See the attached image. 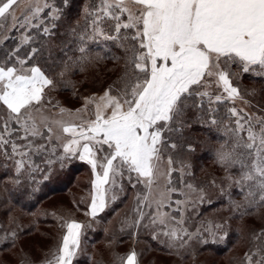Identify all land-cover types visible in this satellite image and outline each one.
Here are the masks:
<instances>
[{
	"label": "snow or ice",
	"instance_id": "snow-or-ice-1",
	"mask_svg": "<svg viewBox=\"0 0 264 264\" xmlns=\"http://www.w3.org/2000/svg\"><path fill=\"white\" fill-rule=\"evenodd\" d=\"M17 3L18 0H0V27L10 20L12 30L39 28L34 21L45 8L56 18L48 0H31L28 14L21 16L15 14ZM86 15L93 17L92 33L80 35L81 42L102 38L125 52L123 76L98 98L85 99V108L80 111L87 112L89 105L94 106V119L72 126L61 123L62 132L70 134V138L57 137L63 149L61 162L78 158L91 166L94 179L89 207L95 217L104 210L108 193L113 188L123 190L120 182L125 178L131 182L133 174L137 184L149 189L158 175H167L165 192L176 191L171 187V157L168 171H159L166 147L164 133L178 131L187 122L189 111L202 107L205 97L210 104L222 101L223 94L228 99L239 97L233 77L241 73L264 77V0H102L94 13ZM43 33L50 34V28L44 27ZM40 51L31 46V37L25 36L22 45L10 50L0 62V147L7 146L13 136L19 140L29 136L45 138V133L29 121L31 110H39L45 88L54 84L40 67H26ZM77 51L82 55L69 56V62L84 58L85 47ZM67 68L65 62L64 70ZM213 89H222L223 93L215 95L214 101ZM229 111L235 118L234 135L247 131V138L222 144L216 152L217 162L225 170L238 164L246 169L235 183L251 182L248 194L256 195L251 190L254 186L259 202L264 203V119L257 121V131L242 110L233 107ZM21 131L23 136L19 135ZM11 146L14 153L24 155L21 146ZM22 166L23 160L18 161L17 168ZM186 187L192 189V185ZM161 196L158 208L164 193ZM199 198L204 199L203 190ZM177 205L179 211V201ZM157 222L165 224V214L152 219L153 224ZM81 227L77 222L66 224L67 233L48 264H72ZM164 235L175 238L176 232L169 230ZM246 259L252 264L251 255ZM123 264H137L136 253L128 254ZM257 264H264V258Z\"/></svg>",
	"mask_w": 264,
	"mask_h": 264
},
{
	"label": "trees",
	"instance_id": "trees-1",
	"mask_svg": "<svg viewBox=\"0 0 264 264\" xmlns=\"http://www.w3.org/2000/svg\"><path fill=\"white\" fill-rule=\"evenodd\" d=\"M48 3L56 18L45 8L40 13V21L35 23L40 25L39 28L29 26L12 30L7 29L8 22L5 27H0V62L10 50L22 45L25 36H30L31 46L41 51L26 67H40L53 79L55 90L70 95L72 100L80 99L88 83H102L109 88L123 76L125 52L121 47L102 38L95 42L79 40L80 35L92 33L90 21L93 17L86 14L94 13L102 0H48ZM44 27L50 28V34L43 33ZM80 46L86 49L84 58L76 63L69 62V56L82 55L77 51ZM23 48L27 51L28 46ZM65 62H68L66 71ZM62 71L63 76L60 75ZM233 84L238 88L239 96L247 99L251 107L264 111V77L241 73L233 77ZM229 107L231 101L227 98L210 104L205 97L202 107L190 110L185 117L187 122L180 125L178 131L164 133L166 147L163 151L170 153L175 165L183 166L188 182L209 193L208 202L199 206L195 216L200 220L218 221L215 242L213 238L196 236L176 248L151 237L140 223H135V194L141 187L134 177L131 182L127 178L120 182L123 190L113 188L108 193L103 211H98L95 217H87L85 212H89L92 191L91 166L78 158L61 162L63 151L56 140L48 139L47 129H43L44 139L29 136L27 140H19L13 136L7 146L0 147V264L29 261L31 252L22 246L23 240L37 235L46 241L55 236L49 231L51 227L55 229L56 241L60 240L64 233L60 226L64 212L58 211L60 217L51 213L46 201L62 194L69 197L76 210L85 214V221L76 218L82 230L79 253L72 259V264H123L135 249L137 260L146 249L170 254L168 256L175 257V264H248L246 255L252 253L254 245L264 248V203L259 202V193L254 186L251 190L256 195L248 194L251 182L235 183L246 169L238 164L225 170L217 162L216 152L222 144L247 138L245 131L238 137L234 135L235 118ZM213 120L216 123H212ZM19 135L23 136L24 132ZM12 143L21 146L24 155L19 151L14 153ZM173 144L174 148L171 147ZM21 160L23 166L18 169L17 162ZM178 175L179 172L174 171L172 180ZM244 198L246 203L239 206L234 203L235 199ZM28 239V246L36 243ZM204 240L208 242L204 243ZM53 241L48 243L50 248ZM141 243L144 246L137 247ZM36 248L38 251L44 249L42 245ZM54 254L52 251L31 263L48 264Z\"/></svg>",
	"mask_w": 264,
	"mask_h": 264
},
{
	"label": "rangeland",
	"instance_id": "rangeland-1",
	"mask_svg": "<svg viewBox=\"0 0 264 264\" xmlns=\"http://www.w3.org/2000/svg\"><path fill=\"white\" fill-rule=\"evenodd\" d=\"M30 2L31 0H18L17 5L15 6V14L17 16H21L22 14L27 15L28 6ZM40 2L43 3L44 0H40ZM39 21L40 18L34 21V23H38ZM7 22V29H11V21L9 20ZM107 89L108 88L102 83L99 85H96L94 83H88L85 90H83L80 99L72 100L70 95L68 96L58 93L55 90L54 86L45 88L43 101L40 105L37 106L39 110H36L34 108L30 112V124L34 123L41 131L43 129H47L49 136L56 141L57 137L70 138V134L62 132L61 123L63 124V126H72L75 124H81L90 119H94V106L89 105L87 107V112L80 110L85 108L86 98H98ZM213 92L214 94L212 98H215V95L223 94L222 89H220L219 91L213 89ZM223 95L225 98H227L226 94ZM229 100L231 101V107L229 108L231 109L234 107L238 111L242 110L241 114L249 117L252 122L253 128L258 131L259 125L257 124V121L264 119V111L255 110L253 107H251L247 99L242 96ZM245 132L247 133V131ZM60 148L63 151L62 146H60ZM161 156L162 160L159 164V171L160 173H166L169 169L168 158L171 157L172 159V156L170 155V153H167V151H162ZM172 168L173 171L171 174V187L176 189V191L172 193L165 192V185L168 183L169 180V177L167 175H158L156 178V183L153 184L150 189L145 184H137L141 188H138L135 194L134 211L136 214V222L139 221L142 228H144L149 233V235H151V237L155 236L156 238L154 239L164 241V243L166 242L165 246L168 247L171 246L177 248L180 245H183L189 240V236H192V238L200 236L202 239L213 238V236H216L217 226L219 224L218 221H214L207 218L200 220L199 217L196 218L195 216L197 215L196 213L198 211L199 206L204 202H208L210 198L208 195L209 193L203 190L204 199L201 201L199 197L200 190L202 189L195 187L193 184H191V182L187 181L185 176L186 172H184L185 170L183 166H177L173 163ZM174 171L179 172V175L176 177V180H172L173 178H175ZM91 175L92 179H94L93 172ZM133 177L135 179V174H133ZM186 185H192V189H188ZM162 193H164L163 204L158 208V202L162 199ZM69 200L70 199L67 195L62 194L51 197L48 201H46V207L51 210V213L58 214V211L64 212L61 216V219L64 220L60 222V226L63 227L64 233L59 238L60 240L56 241L55 229L51 227L49 228V231L55 236L52 235V237L47 239L46 241L41 239L42 237L40 238L36 235L34 236L35 238H30V240L36 241V243L28 246V238L23 240L22 246L24 245V248L31 252L30 254L32 255L28 254V258L30 260H25L21 264H32L31 262L39 260L41 256H48L49 253H51L52 251H55V253L57 254V250L62 243V238L67 233L66 224L69 222L79 223L76 218L84 220L85 214L82 213V211L76 210L72 202ZM89 200V202L91 203V197ZM177 201L180 202L179 211H177ZM246 202L247 200L245 198L240 200H234V203H236V205L238 206L240 205V203ZM85 213L87 217L88 215H91L90 207L89 212L87 211ZM161 214H165L166 223L163 225L159 222L153 224L152 219L154 217L158 219ZM58 216L60 217V214H58ZM69 217L73 218L71 219ZM128 222H131V219H129ZM81 230L82 228L80 229V232ZM169 230H174L176 232L175 238H171L169 236L164 235V233ZM52 239L54 240V245L52 246L53 249L52 247L50 248V246H48V243L51 242ZM41 245L44 247V249L38 251L36 247H39ZM142 246H144V244L142 243L137 245V247L139 248ZM78 253L79 250L77 249L74 257H76ZM168 255L170 254L164 255L160 252H153V250L145 249L141 253L140 259H138L139 261L137 260V264H175V257ZM249 255L252 256V264H257V262L261 261V259L264 258V248H261V246L259 245H257V247L255 248L254 245L252 253H249L246 256L248 257ZM7 258L9 259V257Z\"/></svg>",
	"mask_w": 264,
	"mask_h": 264
}]
</instances>
